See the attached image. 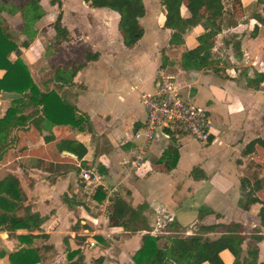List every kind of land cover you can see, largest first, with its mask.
I'll list each match as a JSON object with an SVG mask.
<instances>
[{
    "label": "crops",
    "instance_id": "obj_1",
    "mask_svg": "<svg viewBox=\"0 0 264 264\" xmlns=\"http://www.w3.org/2000/svg\"><path fill=\"white\" fill-rule=\"evenodd\" d=\"M32 1L39 7L40 18L28 24L33 12L25 3ZM141 1L145 14L138 22L143 35L134 46L125 47L118 30L119 14L108 8H92L83 0H0V5H6L0 12L6 30L18 31L21 44L28 43L26 48L20 44V58L38 89L54 91L88 121L82 130L55 125L39 132L30 125L12 132L14 141L0 156V181L15 177L25 205L46 218L31 233L32 247L41 256L39 264H67V254L75 250L82 253L83 264H133L132 256L147 232L125 231L109 216L116 196L134 209L144 205L153 237L183 233L213 240L238 225L237 233L244 238L242 257L246 259L248 249L256 246V263L264 264L260 205L249 211L237 206L243 176L264 203V149L255 146L251 156L241 155L247 143L264 139V0H219L227 24L224 21L226 25L215 36L212 64L200 70H182L180 57L197 46L196 37L203 28L188 30L182 45L169 47L171 31L163 27L161 0ZM181 12L188 16L184 7ZM59 16L61 32L57 34L54 25ZM87 53L97 58L87 61ZM163 55L166 64L161 67ZM16 59L15 53L10 54L11 61ZM74 65L81 67L69 78L64 72L74 71ZM173 68L189 75L190 90L182 91ZM164 80L174 83L193 104L194 95L205 97L210 108L195 105L210 115L211 110L218 111L219 122L211 119L219 130L206 144L194 140V150L187 149L188 154L182 151L188 136L161 131L134 167L140 145L134 133L145 121L140 95L154 93ZM0 102L5 107L9 104V100ZM47 136L49 141L44 140ZM79 146L84 149L81 157L71 152L81 154ZM169 149L177 154L173 167ZM83 171L99 177L93 196L81 178ZM98 189L104 194L101 200L96 199ZM63 195L67 204L61 201ZM171 224L178 232L168 229ZM215 225L219 226L205 228ZM5 232L1 239L14 244L2 250L5 253L23 246L15 235L29 234ZM219 258L222 264L234 262L227 250ZM2 259L9 264L6 256Z\"/></svg>",
    "mask_w": 264,
    "mask_h": 264
},
{
    "label": "trees",
    "instance_id": "obj_2",
    "mask_svg": "<svg viewBox=\"0 0 264 264\" xmlns=\"http://www.w3.org/2000/svg\"><path fill=\"white\" fill-rule=\"evenodd\" d=\"M92 8H108L119 14L118 30L122 35L125 47L134 46L143 35V30L138 19L145 14V8L141 0H83ZM219 0H161V6L165 10V21L163 27L171 31L168 41L169 47L180 46L184 43L183 35L190 29L202 27L203 32L196 37L197 46L186 50L180 57L182 70H200L208 68L212 64V49L215 44V36L219 34L222 25H226L227 18L224 16L223 8L218 6ZM25 6L33 12L28 19L30 24L40 18L39 7L36 2L25 3ZM6 5H0V12ZM13 7V6H12ZM184 7L188 16L184 17L181 8ZM13 7L12 10H17ZM203 9H206L204 12ZM225 23L223 24V22ZM5 22L0 18V94L15 93L18 98L9 99L3 115L0 117V156L11 145V132L27 130L33 125L39 132L44 127L51 128L55 125H69L72 128L82 130L87 119L76 114L73 106L65 103L54 91L41 92L30 76L27 66L20 58V50L17 39L6 30ZM56 33L61 32L60 16L55 22ZM27 42H22L21 47L26 48ZM15 53L17 59L10 60V54ZM87 61L97 58L96 54L84 55ZM161 67L165 66L166 58L162 56ZM81 65L73 66L74 71L66 70L68 77L72 78ZM251 81H249V84ZM258 78L254 85L257 86ZM9 135L11 136L8 140ZM211 136L208 142L211 141ZM49 141L50 137L44 138ZM255 146L264 149V139H254L247 143L241 152L243 157L251 156L255 152ZM82 151V146H79ZM75 155L81 154L72 150ZM167 155L172 157L171 167L177 161L175 149H169ZM237 164H241L238 160ZM240 198L237 206L244 211H249L253 205H260L258 216L264 225V203L256 196L251 182L247 177L239 180ZM98 189L96 199L101 200L104 194ZM26 197L19 187L18 180L13 176H6L0 181V230L14 232L26 230L29 234L15 235V238L23 246L18 250L5 253L0 251V257H7L9 264H39L41 256L39 251L32 247L34 236L31 234L40 229L45 221L38 213L31 210L30 205H25ZM61 201L67 204L63 195ZM144 205L136 209L130 207L121 197L111 199L110 217L117 219L120 226L129 232L146 231L142 236V245L132 256L133 264H222L219 253L227 250L234 258L233 264H257L258 249L252 246L248 249L246 259L242 257L241 244L243 237L237 233L239 226L234 225L226 234L210 240L200 235L189 236L169 235L167 243L160 245L162 238L153 237L148 232L150 226L143 215ZM219 225L205 227L208 230ZM169 230L176 231L172 224ZM260 239V238H259ZM257 239V240H259ZM67 264H83V255L75 250L67 254Z\"/></svg>",
    "mask_w": 264,
    "mask_h": 264
},
{
    "label": "built area",
    "instance_id": "obj_3",
    "mask_svg": "<svg viewBox=\"0 0 264 264\" xmlns=\"http://www.w3.org/2000/svg\"><path fill=\"white\" fill-rule=\"evenodd\" d=\"M140 102L145 111V121L134 133V138L140 142L134 167L140 165L146 145L161 131L185 135L199 143L208 142L211 136L208 111L186 100L174 83L166 80L158 82L154 93L140 95ZM81 178L92 190L93 196L99 177L83 171Z\"/></svg>",
    "mask_w": 264,
    "mask_h": 264
},
{
    "label": "rangeland",
    "instance_id": "obj_4",
    "mask_svg": "<svg viewBox=\"0 0 264 264\" xmlns=\"http://www.w3.org/2000/svg\"><path fill=\"white\" fill-rule=\"evenodd\" d=\"M8 31H9V33L11 34V35H13L16 39H17V41H18V43L19 44H21V41H20V39H19V34H18V31H13V30H9L8 29ZM178 68H173L172 70H171V72L174 74V75H178V79H177V81L180 83V86H181V88H182V91H188V90H190L189 89V75H187V74H179L178 73ZM215 90V89H214ZM191 95H192V93H191ZM192 99H193V101L195 102V104H198V105H203L202 107H205V106H207V107H209L210 108V105H208L207 104V102H206V100L207 99H205V97H203V96H199V94H197V95H194L193 97H191ZM6 100H9V99H6ZM0 101H4L3 99H1L0 98ZM9 105V104H8ZM7 105V106H8ZM205 105V106H204ZM6 106V107H7ZM6 107L2 104V102H0V117L3 115V113H4V111H5V109H6ZM211 113H212V115H210L209 113H208V120H209V122H210V132H211V134H216L217 135V132H218V130H219V127L218 126H216L215 125V123L213 124V120L211 119V117L214 119H216L218 122H219V117H218V111H216V110H211ZM220 116H222L223 118H226V116L225 115H220ZM213 121V122H212ZM217 123V122H216ZM13 132V131H12ZM12 132H11V134L10 135H12ZM9 135V137H8V140L10 139V136ZM185 140H186V142H184V144H183V147H182V151H183V153L184 152H187V153H185V154H188V151H187V149H189V148H191L192 149V151L194 150L193 149V146L195 145V141L194 140H192L191 138H189V137H187V138H185ZM192 151H191V153H190V155L192 156V155H195L196 156V153H192ZM186 159H188V157H186ZM157 182V184H156V186H160L161 185V181H159V180H157L156 181ZM6 233L7 232H5V231H2V230H0V250H10V249H12V248H14L13 247V245L14 244H12L11 242H10V240L8 241V242H6V241H4V240H2L1 239V235H6ZM174 235V234H173ZM176 235H179V236H183L184 234L182 233V234H176ZM172 236V235H171ZM168 237V236H167ZM170 237V236H169ZM167 239L166 238H164V239H161V241L159 242L160 243V245H163L164 243H167V241H166ZM96 242H98V241H96ZM98 243H100V242H98ZM0 264H8L7 262H6V260L5 259H2V258H0Z\"/></svg>",
    "mask_w": 264,
    "mask_h": 264
},
{
    "label": "water",
    "instance_id": "obj_5",
    "mask_svg": "<svg viewBox=\"0 0 264 264\" xmlns=\"http://www.w3.org/2000/svg\"><path fill=\"white\" fill-rule=\"evenodd\" d=\"M20 95L15 93H1L0 98L3 100L18 98Z\"/></svg>",
    "mask_w": 264,
    "mask_h": 264
}]
</instances>
